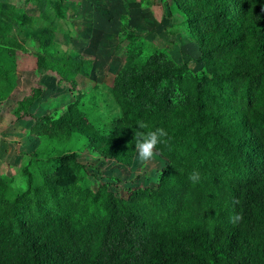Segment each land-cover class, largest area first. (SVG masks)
Wrapping results in <instances>:
<instances>
[{
    "label": "rangeland",
    "instance_id": "obj_1",
    "mask_svg": "<svg viewBox=\"0 0 264 264\" xmlns=\"http://www.w3.org/2000/svg\"><path fill=\"white\" fill-rule=\"evenodd\" d=\"M177 1L199 13L206 39L190 35L174 0H0L1 222L14 227L15 213L29 219L68 208L79 224L97 225L103 187L148 211L158 205L145 189L166 196L163 176L187 181L191 173L165 144L157 145L152 161L138 160L134 132L140 129L126 123L120 107L125 89L161 108L149 131H170L202 111L239 115L259 107L243 93V80L226 78L224 67L239 53L213 28L212 0ZM7 6L15 10L8 13ZM208 124L198 122L195 135ZM255 133L264 142V126ZM221 164L214 160L209 170L217 184L213 202L226 194L217 182Z\"/></svg>",
    "mask_w": 264,
    "mask_h": 264
},
{
    "label": "trees",
    "instance_id": "obj_2",
    "mask_svg": "<svg viewBox=\"0 0 264 264\" xmlns=\"http://www.w3.org/2000/svg\"><path fill=\"white\" fill-rule=\"evenodd\" d=\"M174 2L190 35L206 39L199 13ZM7 7L8 13L15 10ZM210 7L209 18H217L213 28L239 53L224 67L226 78L256 84L255 91L245 86L243 93L252 94L259 107L239 115L227 109L202 111L166 131V150L176 154L187 175L198 171L200 180L163 176L161 190L166 196L154 189L143 191L158 205L148 211L146 205H138L140 197L135 200L138 206L130 207L103 187L97 225L79 224L68 208L48 209L29 219L15 213L14 227L0 221V264H264V142L255 133L264 126V0H212ZM10 59L15 70V59ZM140 94L123 90L120 107L126 123L143 122L147 132L158 126L161 108L142 103ZM204 120L209 124L196 136L197 124ZM225 126L234 133H221ZM88 137L95 140L99 135ZM108 150L102 152L108 156ZM115 157L124 159L122 153ZM214 160H222L217 182L226 191L216 202L212 198L217 184L209 172ZM157 213L165 217L159 221ZM233 214L242 216L236 224L229 222Z\"/></svg>",
    "mask_w": 264,
    "mask_h": 264
},
{
    "label": "clouds",
    "instance_id": "obj_3",
    "mask_svg": "<svg viewBox=\"0 0 264 264\" xmlns=\"http://www.w3.org/2000/svg\"><path fill=\"white\" fill-rule=\"evenodd\" d=\"M264 11V9H262ZM140 130L134 132L135 151L138 154V160L143 163H148L153 160L157 155L155 149L158 144H167L168 133L163 128H156L152 131L145 132L148 126L143 122L137 124ZM189 179L192 182H198L200 180V174L198 171H194L190 174ZM242 219L239 214H233L229 217V222L232 224L238 223Z\"/></svg>",
    "mask_w": 264,
    "mask_h": 264
}]
</instances>
